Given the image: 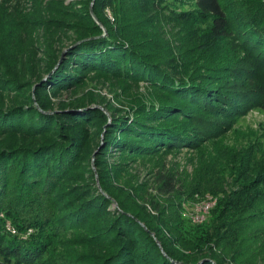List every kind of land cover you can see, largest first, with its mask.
I'll return each mask as SVG.
<instances>
[{
	"label": "trees",
	"instance_id": "obj_1",
	"mask_svg": "<svg viewBox=\"0 0 264 264\" xmlns=\"http://www.w3.org/2000/svg\"><path fill=\"white\" fill-rule=\"evenodd\" d=\"M88 4L72 46L52 75L36 86L35 97L46 111L42 92L76 85L88 70L111 76L122 89L128 83L147 84V95L124 109L106 104L110 120L96 161L117 152L148 156L161 149H197L225 133L233 119L250 108L264 109V0H94L92 13ZM160 7L195 39L201 54L227 44L238 46L245 56L214 61L154 50L149 44L153 37L149 17ZM57 58L49 61L47 71ZM5 86L0 82V88ZM30 94L17 105L0 104V136L22 134L18 142L0 144L1 256L26 263L38 258L51 233L103 218L97 232L86 237L105 247L97 264H213L208 258L220 264V257L207 254L203 246L218 229L215 223L225 218L224 207L211 209L212 223L191 229V237L185 233L177 237L153 216L102 187L121 210L109 209L110 199L92 177V183L56 191L86 144L87 139L73 130L75 124L102 126L108 117L99 108L85 109L83 100L60 113L39 111ZM162 178L166 192L174 191L173 179ZM45 197L55 208L59 203L56 213L61 210V215L46 211L41 201Z\"/></svg>",
	"mask_w": 264,
	"mask_h": 264
},
{
	"label": "rangeland",
	"instance_id": "obj_2",
	"mask_svg": "<svg viewBox=\"0 0 264 264\" xmlns=\"http://www.w3.org/2000/svg\"><path fill=\"white\" fill-rule=\"evenodd\" d=\"M93 2L0 0V82L8 85L0 88V104L17 105L30 92L32 105L39 111L56 114L62 112L61 108L83 100L85 109L99 108L108 117L102 126L98 122L75 124L73 130L87 139L86 144L80 159L63 175L56 191L94 181L96 188L110 199L109 209L121 210L102 187L153 216L169 235L179 237L183 233L191 237V229L212 223L211 209L224 207L225 218L215 223L218 229L211 231L210 240L203 246L206 253L219 256L220 264H264V109L250 108L234 118L225 133L202 142L197 149H161L148 156L117 152L96 161L104 128L110 120L106 104L124 109L136 99H142L147 95L145 82L128 83L122 89L121 83L111 76L88 70L76 85L54 91L47 88L42 92L46 111L37 103L36 86L52 75L72 46L82 22V11L89 3L88 10L92 13ZM166 11L160 7L149 17L153 36L149 44L154 50L179 58L214 61L245 56L238 46L227 44L201 54L195 39L185 33L181 24L172 21ZM105 12L113 20L111 11L106 8ZM149 13L150 10L143 17ZM55 55L56 63L47 71ZM21 138L19 133L0 136V144H12ZM163 175L173 179L174 191L166 192ZM207 196L214 199V204L201 222H194V209ZM41 201L46 211L54 210L55 214L58 210L59 203L53 207L50 197ZM61 212L57 211L56 217ZM103 222V218L90 219L81 228L51 233L38 258L25 263L19 258L0 255V264H97L105 247L86 237L94 235ZM183 241L187 240L183 238Z\"/></svg>",
	"mask_w": 264,
	"mask_h": 264
},
{
	"label": "built area",
	"instance_id": "obj_3",
	"mask_svg": "<svg viewBox=\"0 0 264 264\" xmlns=\"http://www.w3.org/2000/svg\"><path fill=\"white\" fill-rule=\"evenodd\" d=\"M213 204H214V199L212 197L207 196L200 204L196 205L192 220L194 222L196 221L201 222L205 218L206 214L208 213V211L210 210Z\"/></svg>",
	"mask_w": 264,
	"mask_h": 264
}]
</instances>
